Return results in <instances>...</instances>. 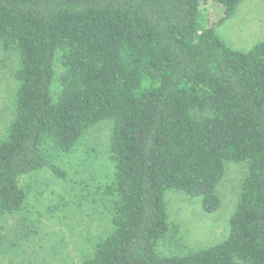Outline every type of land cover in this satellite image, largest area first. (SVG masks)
<instances>
[{"label":"trees","instance_id":"obj_1","mask_svg":"<svg viewBox=\"0 0 264 264\" xmlns=\"http://www.w3.org/2000/svg\"><path fill=\"white\" fill-rule=\"evenodd\" d=\"M241 1L0 0V49L18 61L0 213L22 210L20 176L63 177L47 153H70L106 122L110 228L80 264H264V43L234 50L216 32ZM227 163L246 172L226 239L160 254L177 241L166 193L213 213Z\"/></svg>","mask_w":264,"mask_h":264},{"label":"rangeland","instance_id":"obj_2","mask_svg":"<svg viewBox=\"0 0 264 264\" xmlns=\"http://www.w3.org/2000/svg\"><path fill=\"white\" fill-rule=\"evenodd\" d=\"M207 7L212 18L220 16L221 9L216 4ZM216 32L234 50L248 51L264 43V0L241 1L234 15ZM17 67L15 55L0 49V138L12 119L16 88L12 75ZM109 135L110 124L104 122L88 128L70 153H47L49 163L63 172V177L46 168L19 177L27 200L21 211L0 213V264H80L92 254L95 243L110 228L98 190L111 177ZM245 167L226 164L216 189L219 205L210 214L202 211L198 197L166 193L169 222L175 227L177 241L167 240L158 252L179 254L224 241Z\"/></svg>","mask_w":264,"mask_h":264}]
</instances>
